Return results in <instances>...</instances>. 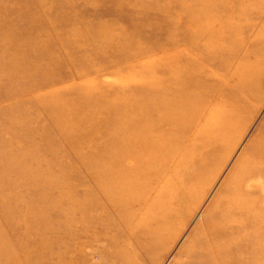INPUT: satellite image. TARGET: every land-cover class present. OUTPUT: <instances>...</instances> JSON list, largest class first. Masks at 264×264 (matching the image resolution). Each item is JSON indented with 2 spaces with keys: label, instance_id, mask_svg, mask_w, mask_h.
<instances>
[{
  "label": "rangeland",
  "instance_id": "obj_1",
  "mask_svg": "<svg viewBox=\"0 0 264 264\" xmlns=\"http://www.w3.org/2000/svg\"><path fill=\"white\" fill-rule=\"evenodd\" d=\"M208 6L209 0H0V264L186 262L236 165L264 135V57L252 89L208 61L198 51L208 37L193 36L201 28L219 31L200 16ZM255 33L242 42L249 45ZM243 69L250 74L248 65ZM160 86L173 107L188 95L213 108L211 116L176 125L171 108L165 105V114L156 106L165 103ZM103 111L112 127L96 137L90 127ZM125 114L128 120L118 121ZM221 118H229L225 138L202 145L203 128ZM127 125L136 127L128 140L140 137L135 154L161 152L156 160L171 191L164 204L146 193L130 210L117 205L119 195L115 207L107 206V189L124 181L128 167L153 168L152 161L125 165L99 156L106 150L128 160ZM108 169L117 181L97 185ZM250 182L261 185L264 177ZM67 184L68 192H59ZM262 243L243 264H264Z\"/></svg>",
  "mask_w": 264,
  "mask_h": 264
},
{
  "label": "bare ground",
  "instance_id": "obj_2",
  "mask_svg": "<svg viewBox=\"0 0 264 264\" xmlns=\"http://www.w3.org/2000/svg\"><path fill=\"white\" fill-rule=\"evenodd\" d=\"M225 1L227 0H209L207 10L200 13L204 23L214 24L217 22L220 25L219 31L201 28L197 32L194 31L193 36L196 38L197 36H207L209 42L205 43L198 51L205 54L208 61H217L223 65L222 73L239 76L238 83H242L239 84L241 88L244 85L246 89H252L254 83L253 85L249 83L253 79V76L261 74V71L258 72L260 69L259 65L262 61L261 59L264 57V0H228L231 1L228 6L224 5L226 4ZM232 2L235 3V6L232 5ZM255 32L258 34V37L254 38L256 40L251 41L249 45L242 42L244 37L247 38ZM252 53L255 56V62L251 58ZM232 62L237 63L233 64ZM246 65H248V70H251L249 75L243 69ZM158 92H160L159 98L163 97L165 100L161 86ZM175 94L180 93L176 91ZM168 100H165V103L162 104L156 103V106L162 109L165 114H168L166 110L171 108L174 117L172 122L178 126L183 120L193 123L207 111H209V114L213 110V108L207 107L205 104L203 106V99L199 103V100L188 95H183L180 98L178 108L173 107L172 102ZM95 104H93L94 107ZM152 108H154V105H152ZM202 108H206L204 113ZM110 115L111 113L107 111L97 114V118L95 117L96 122L90 127L92 135L100 137L104 127H108V130L112 127L110 124H106V119H111ZM125 115L120 116L118 121H127L128 114ZM209 115L211 116V113ZM228 121L229 118H221L216 121L214 120L213 123L204 127L203 134L205 136L202 138V145L221 142L228 132ZM135 128H128V125L126 127L127 134L125 137L127 138L125 139V146L128 148V153H130L128 160L126 158H123L124 160L122 158L119 159L111 151L99 150L98 154L102 157L104 163H108L109 161H124L126 165L127 162L129 163L130 160H133L139 165L143 162L151 163L150 161H152L151 165H153V168L146 165H143L144 167H128V175L123 177L124 181L110 185V189H107L111 193L107 201V206L110 205V208L115 207L113 202L117 201V195H119L118 202L120 203L117 205L127 206L126 208L130 210L132 204L139 201L141 197L139 194L153 193L152 196L157 198V200L152 202L154 204H160L164 200L162 198H165L167 194L168 196L171 194L170 187L167 184L163 185L162 179L165 170L163 167H160L162 159H160V163L156 160L159 153H161L160 150L149 153L141 150L140 153L135 154V143H138V140L140 141V137L134 141L133 136L137 134H132L133 141L128 140V130L131 129V132H135ZM116 130L117 128L113 129V131ZM108 132L112 133L111 131ZM106 135L104 138H110ZM152 140L153 138L149 139L148 142L153 144L154 140ZM162 141L163 145H165L164 139ZM148 142L145 141L144 143L147 144ZM66 145L69 148L71 147L69 143ZM192 149H194V146L189 147L187 150L193 152ZM212 153H210L211 158L213 156ZM154 156L155 159L152 158ZM209 161L210 158H208ZM100 165L105 166L98 163L96 168L101 169ZM121 166L123 165L121 164ZM236 166L237 168L233 171L230 181L224 187L225 191L216 199L211 208L210 212L213 213L212 218L200 229L202 231L198 232V238L194 244L190 245L192 247L189 257L183 264H243V259L246 255H254L253 252H255L256 248L262 249V241L264 240V206L262 202L264 200V182L260 185L257 182L250 181L264 177V135L259 136L258 144L255 145L253 152L247 153L244 159L240 160ZM110 167L113 169V165ZM112 169H108L109 172L103 178L101 177L96 180L97 185L102 180L117 178V175H115L117 174L116 170ZM111 175L113 177H110ZM156 179L159 181H155ZM116 181L117 179L113 182ZM153 181L157 184L156 188L152 187ZM101 185L103 186L104 183ZM68 190L69 184L61 191L59 190V192L67 193ZM164 203L163 201L162 204ZM154 204L151 206L154 207ZM155 208H158V205H155ZM246 245H252L251 249L246 248ZM242 248L248 250L245 251Z\"/></svg>",
  "mask_w": 264,
  "mask_h": 264
}]
</instances>
